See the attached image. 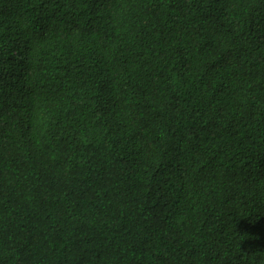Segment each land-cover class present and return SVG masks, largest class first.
<instances>
[{
	"label": "trees",
	"instance_id": "obj_1",
	"mask_svg": "<svg viewBox=\"0 0 264 264\" xmlns=\"http://www.w3.org/2000/svg\"><path fill=\"white\" fill-rule=\"evenodd\" d=\"M0 264H264V0H0Z\"/></svg>",
	"mask_w": 264,
	"mask_h": 264
}]
</instances>
